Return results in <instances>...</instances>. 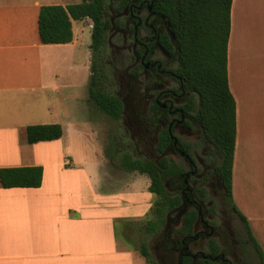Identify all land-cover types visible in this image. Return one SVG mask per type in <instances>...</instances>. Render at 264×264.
<instances>
[{
  "label": "crops",
  "instance_id": "0c3cea01",
  "mask_svg": "<svg viewBox=\"0 0 264 264\" xmlns=\"http://www.w3.org/2000/svg\"><path fill=\"white\" fill-rule=\"evenodd\" d=\"M260 1V13L255 0L231 2L227 76L236 104L232 199L238 186L235 165L244 161L248 172L260 173L259 242L246 218L264 253V0ZM69 3L74 2L0 0V168H43L39 187L0 185V264H135L136 250L116 232V222L124 226L129 220L93 204L101 194L93 189L92 175L84 166L71 165L66 144L60 141L64 133L49 141L25 140L27 125L59 123L64 128L60 116L67 119L65 124L70 119L76 97V20L71 21L69 43H43L37 22L40 6ZM63 153H68L65 158ZM107 172L106 166L101 173L106 187L114 184Z\"/></svg>",
  "mask_w": 264,
  "mask_h": 264
},
{
  "label": "flooded vegetation",
  "instance_id": "af4514ba",
  "mask_svg": "<svg viewBox=\"0 0 264 264\" xmlns=\"http://www.w3.org/2000/svg\"><path fill=\"white\" fill-rule=\"evenodd\" d=\"M174 1L104 0V61L132 153L164 160L166 191L179 199L146 243L155 264H261L197 118L199 96L185 77L169 15Z\"/></svg>",
  "mask_w": 264,
  "mask_h": 264
},
{
  "label": "trees",
  "instance_id": "16d2710c",
  "mask_svg": "<svg viewBox=\"0 0 264 264\" xmlns=\"http://www.w3.org/2000/svg\"><path fill=\"white\" fill-rule=\"evenodd\" d=\"M232 0H175L169 6L172 27L180 45L181 63L185 77L199 96L197 118L202 122L206 138L214 145L219 163L217 173L224 181L228 200L244 220L261 264L264 253L253 236L246 216L232 199V166L236 138V104L228 88L227 43L230 30ZM90 19L91 50L88 99L97 109L112 119H119L122 111L120 100L102 89V79L111 77L106 56L104 0H81L65 6L42 5L38 13V33L43 43H69L73 39L72 20ZM59 123L30 124L25 129V140L32 144L49 141L62 136ZM119 166L126 171H138L150 179L148 190L156 195L150 207L154 219L141 224L148 235L157 231L164 222L167 209L178 204L177 197H170L164 184L167 171L164 160L155 163L150 159L133 158L130 154L120 156ZM41 165L1 167L0 185L3 188L39 187L42 182ZM192 217L187 218L190 226ZM140 254L147 264H155L148 245L141 242Z\"/></svg>",
  "mask_w": 264,
  "mask_h": 264
},
{
  "label": "rangeland",
  "instance_id": "374dc122",
  "mask_svg": "<svg viewBox=\"0 0 264 264\" xmlns=\"http://www.w3.org/2000/svg\"><path fill=\"white\" fill-rule=\"evenodd\" d=\"M67 1L79 2L81 0ZM255 3H257L255 5L257 12L260 13L262 2L255 0ZM91 27L92 22L88 18L73 22L76 34L75 47H72L76 53V97L75 102H71L73 104L70 105L68 123L65 124L67 119L60 116V120L62 119L61 121L64 123V128L61 125L64 137L60 141L66 144V149L69 152L67 157L72 161L71 165L84 166L92 175L93 189L101 194L93 204H98L103 212L118 213L120 216H124L125 220H129L124 226L121 221L116 222V232L119 238L124 236L129 239V242L126 241V243L136 250L135 264H146L139 253V245L142 241L148 243L151 234L146 235L140 226L145 220L154 219L155 216L150 207L155 201L156 195L147 188L150 179L146 174L138 171H126L119 166L120 156L125 153L130 154L133 158L147 159L143 155L132 153V143L122 118L112 119L97 109L88 99L87 88L91 72L90 64L86 60L91 63L89 47ZM101 86L105 92L113 93L115 88L113 78L110 76L103 78ZM57 147L58 145L55 148ZM60 151L62 153V147H60ZM63 154V158H65L67 154ZM106 166L107 175L114 177V184L107 187L101 178V173L106 169ZM235 166L238 186L234 202L236 207L250 219L254 235L259 242L262 214L260 173L248 172L244 161L241 164L236 162ZM90 200H88L89 203ZM93 209H97V206H93Z\"/></svg>",
  "mask_w": 264,
  "mask_h": 264
}]
</instances>
